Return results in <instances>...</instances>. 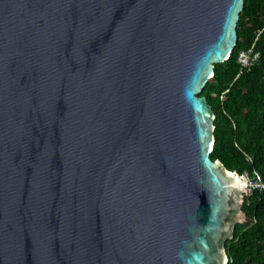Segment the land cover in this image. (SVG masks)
Masks as SVG:
<instances>
[{
    "label": "water",
    "instance_id": "water-1",
    "mask_svg": "<svg viewBox=\"0 0 264 264\" xmlns=\"http://www.w3.org/2000/svg\"><path fill=\"white\" fill-rule=\"evenodd\" d=\"M243 6L0 0V264H226L246 179L200 94Z\"/></svg>",
    "mask_w": 264,
    "mask_h": 264
},
{
    "label": "trees",
    "instance_id": "trees-1",
    "mask_svg": "<svg viewBox=\"0 0 264 264\" xmlns=\"http://www.w3.org/2000/svg\"><path fill=\"white\" fill-rule=\"evenodd\" d=\"M237 44L214 75L204 96L215 115L212 161H220L239 175L259 174L264 183V0H244L237 23ZM254 47L258 61L241 68L240 50ZM246 221L237 223L227 239L226 264H264V187L245 195Z\"/></svg>",
    "mask_w": 264,
    "mask_h": 264
},
{
    "label": "built area",
    "instance_id": "built-area-1",
    "mask_svg": "<svg viewBox=\"0 0 264 264\" xmlns=\"http://www.w3.org/2000/svg\"><path fill=\"white\" fill-rule=\"evenodd\" d=\"M259 55V52L254 47L243 49L238 52L237 62L241 68H248L258 61ZM243 175L246 179V195L251 194L253 190H260L264 187L259 174L254 173L253 176H249L244 173Z\"/></svg>",
    "mask_w": 264,
    "mask_h": 264
},
{
    "label": "bare ground",
    "instance_id": "bare-ground-1",
    "mask_svg": "<svg viewBox=\"0 0 264 264\" xmlns=\"http://www.w3.org/2000/svg\"><path fill=\"white\" fill-rule=\"evenodd\" d=\"M237 179H238V178H237ZM238 180H239V179H238ZM238 182H239L240 184H242V183H241L242 181L240 182V180H239Z\"/></svg>",
    "mask_w": 264,
    "mask_h": 264
},
{
    "label": "clouds",
    "instance_id": "clouds-1",
    "mask_svg": "<svg viewBox=\"0 0 264 264\" xmlns=\"http://www.w3.org/2000/svg\"><path fill=\"white\" fill-rule=\"evenodd\" d=\"M212 150V149H211Z\"/></svg>",
    "mask_w": 264,
    "mask_h": 264
}]
</instances>
